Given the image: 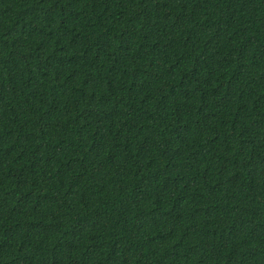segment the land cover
<instances>
[{"label":"trees","instance_id":"obj_1","mask_svg":"<svg viewBox=\"0 0 264 264\" xmlns=\"http://www.w3.org/2000/svg\"><path fill=\"white\" fill-rule=\"evenodd\" d=\"M0 264H264V0H0Z\"/></svg>","mask_w":264,"mask_h":264}]
</instances>
